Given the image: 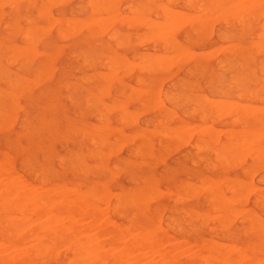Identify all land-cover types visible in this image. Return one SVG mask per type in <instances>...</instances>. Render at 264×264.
<instances>
[{
    "label": "rangeland",
    "instance_id": "obj_1",
    "mask_svg": "<svg viewBox=\"0 0 264 264\" xmlns=\"http://www.w3.org/2000/svg\"><path fill=\"white\" fill-rule=\"evenodd\" d=\"M4 1L0 0V159H2L5 162V165L7 167L9 166L8 168L11 170L9 174L11 175L10 179L12 180L10 186H34L35 188L43 189L50 186L66 188H71L70 186H72L81 191L85 190V192L87 191L86 193L89 194V198L93 203L95 205L97 204L96 206H98V208L100 207L97 214L99 220L103 222L104 220L105 222H108V220L111 222L112 220L111 223H106L108 225V230H118L122 232V240L127 241L131 235H135L137 232L135 228L136 226L144 223L154 224L153 226L155 228L157 226L155 229L156 234L157 236H160L164 248L172 250V254L177 253V255L181 257L185 256V258L186 256L190 257V255L198 257L199 254L205 255V253H208L210 256H220L229 246H246V255L261 256L259 257L260 260L257 264H264V202H261V200L264 201V166L262 167L261 163H259L258 166L255 165L257 162L264 163V160H262L264 159V151H260L261 154H259V150H256L259 147L256 149L253 148L264 140V132H261L262 130L264 131V98L261 97L264 95V67H261V65H264V41H262L264 38L259 37V35L262 36L260 31L264 33V29L261 27V24L264 27V21H262L264 20V1L257 0L258 2H261L258 4L255 2L256 0H253V2L252 0H235L236 2L234 0H218L219 2L216 0H186L185 2V0H183L184 3L182 0H112L114 3H109L111 0H63L62 3L59 0H53L54 2L58 1L61 3H56L57 5L50 0H8V3H6L7 1ZM97 1H100L99 5ZM217 2L218 4H216ZM231 2H233L234 5H232L233 3ZM51 3L53 6H51ZM156 3H161L162 5H156ZM241 3L245 4V6H241ZM127 4L130 5L126 7ZM163 4L167 6L166 8L170 7L173 9V12L175 13H173V15L176 16L175 18L172 17V10L170 8L166 9ZM155 5L157 7H162L157 8ZM216 5L217 9L215 11ZM218 5L223 6L220 7L223 8V10L220 9ZM251 5L255 6L252 7ZM196 6L199 7L196 8ZM234 6L239 8L235 9ZM250 6L252 8H250ZM80 7L82 8L81 10ZM107 7H109V10ZM25 8L27 9L26 12ZM105 8H107L108 12H106ZM133 8H136L137 11L138 9L141 10L136 12ZM248 8L249 10L246 11ZM93 9L95 11L92 12ZM176 9L177 11L182 10L181 13L180 11L177 12ZM209 9L211 11H209ZM224 9L230 11L233 9V11H225ZM241 9H243V11ZM260 9L262 11H260ZM39 10L42 13L38 12ZM133 10L135 12H133ZM218 10H220V12H218L219 14H217ZM236 11L239 12L237 13ZM114 12H116L115 15L118 14L119 17L117 15L116 17ZM201 12L204 13L202 14ZM214 12L216 13L215 15L213 14ZM221 12H225V16L221 14ZM255 12L256 14H254ZM37 13H39L40 16L37 15ZM106 13H108V16ZM226 13H229L231 17ZM129 14L136 15L132 16ZM236 14H239L238 18ZM166 15H170V17H166ZM192 15H195V18H193L194 16L192 17ZM205 15H210V17ZM232 15H234V17ZM89 16H93L94 20L90 21L93 17H91V19ZM122 16L123 18L125 16V19L129 23L132 21V23H130L131 25L129 24L130 27L126 20L123 21ZM128 16H130V18ZM148 16L150 17L149 19L152 25L149 23ZM196 16H200L199 18L204 16L205 18L203 17V19H201L202 21L198 23L200 19ZM211 16L214 21L213 23L210 22ZM97 17H100L104 24L110 22L109 25L106 24L107 27L105 26L107 29H102L104 26L103 23L102 27L100 29L98 28L100 27L98 25L101 23L98 24L95 21ZM183 17L184 20L186 19L185 21L183 20ZM188 17L192 18L193 21L191 19L188 20ZM49 18L51 19V23L48 25L47 22L49 21ZM58 18H60V21ZM70 18L74 20V23ZM80 18H84L81 19L83 20L82 22ZM100 18L97 19L98 22H101L99 21ZM178 18L181 20H178ZM196 18L198 21L195 20ZM241 18L243 22L248 21L246 22V25L241 22ZM25 19H27V21ZM52 19L57 20L53 22ZM66 19L70 20L69 24H66ZM78 19L83 25V22H85L84 26L80 24L81 30L78 25L79 22H77ZM87 19L89 20V23H87ZM136 19L142 24L139 25V23L135 21ZM118 20L119 24L121 23L120 25L118 24ZM189 21L192 22L189 23ZM224 21L228 22L225 23ZM182 22L185 24L183 25ZM73 24H75L78 29L76 26L74 28V26H72ZM161 24H163L164 27ZM165 24L167 25V29ZM46 25H48V27ZM147 25H149L150 28H148L149 26ZM160 25L165 29L161 27V30ZM85 26H88L87 29L89 28L90 31L87 30ZM144 26L147 28H144ZM26 27H29L31 32H29V28ZM124 27L125 29H123ZM178 27L180 29H178ZM57 28L62 31H57ZM68 28L70 33L67 31ZM42 29H45V31L43 30V32ZM75 29L79 32L76 33L77 31L75 32ZM147 29L148 31L154 29L153 31L156 34L153 32L151 33L150 31V35L147 34L149 33L147 32ZM191 30L193 32L195 30V33L191 32ZM63 31H66V34L65 32L63 33ZM167 32L171 33L168 34ZM62 33L63 37L61 36ZM165 33L167 35H165ZM255 33L260 34L256 35ZM92 34L93 36H91ZM141 36H143L144 39L140 38ZM162 36L163 38H166L162 40ZM136 38H140L142 42H138L141 40L136 41ZM155 38H158L159 40H156ZM167 38L171 39L173 42H169L170 40ZM147 39L149 41H147ZM252 39V44L257 43L256 46L251 44L250 40ZM10 40L11 42H9ZM118 41L120 42V46ZM164 42L169 43L165 44ZM43 43L45 44L43 45ZM231 43L232 45L235 44V46L232 47V45H229ZM113 44L118 45L115 47L116 45ZM218 44H221V46L215 48ZM261 45L263 46L262 48ZM24 46L25 48H23ZM256 47L261 50L259 49V51L257 49V52L255 53ZM15 48L17 56H15ZM213 52L217 53L213 55ZM194 53L199 55L193 56L195 55ZM134 54H136V56L138 54L139 57H135ZM156 54L157 56L160 54V58H158ZM119 55L121 58H119ZM127 55H132V59L130 60L131 57ZM142 55H146L147 57H143ZM106 56H108V58ZM89 57H92V59H89ZM151 57L153 59L155 58V63L151 60ZM184 57H186V59ZM10 58L12 60H9ZM163 58L165 60H163ZM139 59L143 60L140 61ZM137 60L144 65L139 64ZM120 61L123 63H120ZM129 61L131 63L134 62L131 65ZM128 64L131 66H126L127 69L123 67ZM145 65L149 67H146ZM155 65L158 69L163 65V68L157 70ZM114 66H116V68ZM108 67H111V73H109ZM187 67H189V69ZM18 68H20L21 71L18 70ZM129 68H131V70ZM150 68H152V70ZM106 69L108 70L107 74ZM258 69L262 72H259ZM124 70L127 71V73H125ZM103 73L105 74L102 75ZM198 73L200 74L198 75ZM101 76L102 78H100ZM103 77L105 80H103ZM259 77H262V80ZM89 78L90 80H88ZM34 80H36V82ZM8 81L10 82L8 83ZM6 84L7 86H5ZM95 84L97 87L92 86H95ZM98 87L102 88L98 89ZM134 88L138 91L136 92ZM216 88H218V90ZM100 92L101 95L99 94ZM155 92H158V96L154 94ZM258 96L261 97L259 101ZM186 98H188V100H186ZM152 99H155V101ZM196 99H200V101H197L199 105L196 104ZM160 100L163 101V103ZM207 100L210 102H206ZM213 100L215 101L214 103L212 102ZM216 100H219L220 102H217ZM138 101H140L141 104H139ZM226 101H229V104L232 102V104L229 105ZM159 102L160 105H157ZM207 103L209 106L211 105L213 112L211 107H208ZM216 103L219 104L220 108ZM212 104L216 105L212 106ZM105 105L106 107H103ZM116 105L118 107H116ZM247 105L250 107L252 106L250 109L251 113H254L253 115L250 114V111L248 112L249 108ZM153 106H156L160 110ZM226 106H229L228 110L230 111H226ZM259 106L260 108H258ZM218 108L222 110H219L221 113H217ZM141 110L143 111L141 112ZM193 110L194 112H192ZM243 111H245V116L243 115ZM131 112H133V117L130 115L132 114ZM222 113L223 116H220ZM224 113H229L230 115H224ZM203 114L207 116H203ZM119 115L121 119L120 123L118 122ZM163 115H167V117ZM198 115H202L203 117ZM231 118L233 121L230 120ZM200 119L204 122L200 123ZM215 119H217L218 122ZM158 121H161V124ZM260 123L262 124L260 125ZM101 125H104V127H101ZM179 127L181 128V131ZM207 127H210L208 128L209 130H213H207V133L211 134L209 136L206 134ZM173 128L174 130L179 129L174 132ZM224 128V131L230 129L228 133L235 132L233 135L231 134L232 136L227 133L223 134ZM157 129H160L158 134L157 131H155ZM194 131L196 135L194 134ZM202 131L204 133H202ZM242 131L244 132L242 133ZM253 132L255 133L253 134ZM160 133L164 136L162 137ZM181 133L185 136V139ZM216 134H218L217 140L216 137L215 140H213L214 138H210V136L213 137V135L216 136ZM89 135H91V138ZM138 135H140L141 138ZM168 135L170 139H168ZM222 135L223 137L226 135V137L223 138ZM248 135L250 137H255L257 135L256 137L263 140L259 141L257 138L258 141L254 142L255 138L254 140L251 138V140L248 138ZM206 136H208V138H206ZM260 136L263 137L261 138ZM234 138L238 142L240 140V144L242 142L244 144H238L236 140H233ZM225 139L226 141H224ZM246 140L249 142L247 143ZM251 142H254V144ZM208 143H211L210 145L213 146H210ZM175 144L181 146H176ZM163 145H167V147H164ZM220 145H224V147L222 146L223 148H221ZM225 145L230 149L226 148ZM240 146L243 147L242 150V147L239 148ZM170 147L171 149L168 150ZM174 147H177V149H174ZM245 147L248 149L246 148L244 151ZM134 149L138 150L133 154V151L135 152ZM222 149H224V151ZM253 149L254 151H252ZM128 151L130 152L129 154ZM138 152L139 154H137ZM243 152L247 154H243ZM90 153L92 154L90 155ZM230 153L233 154L229 155ZM254 153L255 155H253ZM161 154L162 156L160 157ZM248 154L250 156L253 155L252 158L250 156L248 157ZM233 155L236 156V158L234 157L235 160L241 159L235 161ZM61 157L62 159H60ZM254 157H257L256 160L258 159V161H256ZM223 158L226 160H223ZM249 158L250 160H248ZM190 159L194 162V165H192L193 162ZM251 159L254 160V162H252ZM232 166H234V168ZM258 168L260 170H258ZM4 177L5 174L0 173V180H3ZM197 178L200 179L198 180ZM260 179H262L263 182H261ZM249 180L251 181V185L249 184ZM182 182L185 183L181 185ZM191 182H193V185ZM184 185L191 188V192L187 189L189 193H185V198L183 197V194L184 190L185 192H187V190ZM200 185H203V187ZM223 185L224 188L226 186L228 188L224 189ZM246 185L250 186H247L248 190L245 187ZM251 187L253 190H249ZM196 188L197 193L195 190ZM254 188H257L258 192ZM192 189L193 193L195 191L194 194L192 193ZM230 189L235 196L228 195L230 194ZM165 190L168 193H163ZM249 191L251 192L249 193ZM104 192H106L107 197H105ZM113 192H115L114 195ZM131 192L135 193L133 196L131 195L133 198H139L140 195H143L146 192L147 194H144V196L141 197L148 196L150 192L151 194L148 198L134 199L135 202L138 203H133L134 200L129 199V194ZM210 192L213 194L212 196ZM101 193H104L102 197H100L102 195ZM259 193L261 194V197ZM203 194L207 196V199L203 197ZM237 194L241 197V200H239L240 197ZM98 195L99 199L94 198V196H97L98 198ZM178 195L180 196L176 197ZM200 195H202V197ZM236 195L238 196V202ZM187 196L193 197L187 198ZM227 196H229V198H227ZM255 197L260 199L256 200ZM170 198L173 200L174 198L175 200L177 198V201H172ZM208 199L211 200L209 201ZM117 200L120 202V206L116 204ZM139 200L143 203V206H141L142 204H140ZM104 202L107 205L104 204ZM128 202L131 204L129 205ZM224 203L227 206H225ZM140 206L141 208L143 207V209H141ZM157 207L158 209L155 210ZM238 207H240V209L242 208V211L239 210ZM231 209H233V211ZM226 210L230 212H226ZM133 211L134 213H132ZM186 211L188 212V215ZM244 211L248 213H243ZM200 212L201 214H199ZM221 212L225 214H223V217ZM232 212H234V214H232ZM131 213L133 214V217L130 216ZM80 214H74L73 218L85 228V226L88 225L89 218L87 220V218L81 217ZM229 214L232 216H228ZM250 214H252L254 218L256 217V221ZM200 215L201 217L206 215L201 218H204V222L199 220ZM242 215H244V217ZM245 215H247L248 220L245 218ZM234 216H236V218ZM46 217L47 215H45V217L44 215L41 216L34 221V224L36 225L39 224L40 221L46 220ZM171 217L172 220L167 219ZM224 217L230 219L226 220L227 218L225 219ZM106 219L108 220L106 221ZM211 219L213 221H211ZM221 219L223 221L226 220L225 226L222 224ZM239 219L241 221H239ZM250 219L252 224H250ZM253 220L255 224H260V222H262L263 226L262 223L261 226L255 225L252 222ZM227 221L230 223L228 224ZM248 221L250 225H248ZM166 222L167 224H165ZM184 222L187 223L185 224ZM127 223L130 224L127 225ZM220 225H222V227ZM170 226H172V228ZM177 226L180 227L178 230ZM255 226H258L259 228ZM208 227H210L209 230L207 229ZM219 227L221 228L218 230ZM254 227L256 230H254ZM249 228H252V230ZM261 228L263 231H261ZM243 230L245 231L243 232ZM259 231H261V233ZM93 232L92 229H88L86 235L89 237ZM128 232H130V234L134 233L130 235ZM211 240H213V242ZM214 241L216 242V247L213 245L215 244ZM200 242H204L202 247L199 246ZM217 242H220V244H217ZM247 242L251 243V246H249ZM188 243H195L196 247L195 245L191 244V246ZM228 243H233V245H229ZM30 244L31 242L27 240L23 245H20L19 248L13 244L6 246L3 245L4 247H0L2 248L0 249V253L4 257L10 256L9 258H14L20 253L19 249H22L23 247L26 248ZM258 244L261 246H258ZM217 245L220 247L219 249ZM207 246H209L210 249H201L203 247L206 248ZM251 247H253V249H251ZM60 248L62 249L63 246ZM60 248L55 251L61 250ZM257 249H259L260 252ZM120 250L122 249L119 248V251ZM65 251L66 247L59 251V253L57 252L55 260L54 258L47 259L46 264H57L58 262L65 261L71 256L70 250H68L67 253ZM220 251L222 254H220ZM115 252L118 253L117 248L115 249ZM130 253L134 256L135 253L139 256L141 255L139 253H142L141 256H143L144 264L145 262L151 264L150 260L152 263L154 262L153 264H155V261L156 263L162 262V260L164 261L162 257L160 258L151 252L150 255H147L149 252L146 248L133 249ZM208 254H206V257ZM202 256L203 255H200V257ZM200 257L194 262V264L225 263L222 262V260H219L221 261L219 263L218 260L212 261L210 258H207L206 260V258H204L205 256L202 258ZM230 263L231 261L226 264Z\"/></svg>",
    "mask_w": 264,
    "mask_h": 264
},
{
    "label": "bare ground",
    "instance_id": "obj_2",
    "mask_svg": "<svg viewBox=\"0 0 264 264\" xmlns=\"http://www.w3.org/2000/svg\"><path fill=\"white\" fill-rule=\"evenodd\" d=\"M2 1H4V0H2ZM5 1H7L6 3H8V0H5ZM4 1V2H5ZM50 1H53V0H50ZM59 1H61V3H62V1L63 0H59ZM88 1H90V0H88ZM102 1V0H101ZM166 1H168V0H166ZM181 1V0H180ZM183 1V0H182ZM191 1V0H190ZM189 1V2H190ZM213 1H215V0H213ZM216 1H218V0H216ZM220 1V0H219ZM218 1V2H219ZM235 1V0H234ZM237 1V0H236ZM235 1V2H236ZM264 1V0H263ZM262 1V2H263ZM29 2V1H28ZM54 2V1H53ZM100 2V1H99ZM99 2L97 1V3H98V5H99ZM111 2H113L112 0L109 2V3H111ZM116 2V1H115ZM185 2H186V0H185ZM201 2V1H200ZM199 2V3H200ZM218 2L216 3V4H218ZM244 2V1H243ZM252 2H253V0H252ZM255 2H257L258 4H259V2L256 0ZM3 3V2H2ZM55 3V5H57L58 3H60V2H58V1H56V2H54ZM57 3V4H56ZM60 3V4H61ZM96 3V4H97ZM114 3V2H113ZM166 3H168V2H166ZM183 3H184V1H183ZM198 3V4H199ZM202 3V2H201ZM231 3H233V2H231ZM240 3V2H239ZM261 3V2H260ZM3 4H5V3H3ZM43 4V3H42ZM108 4V3H107ZM106 4V5H107ZM159 3H156V5H158ZM161 4V3H160ZM159 4V5H160ZM188 4V3H187ZM190 4V3H189ZM213 4H214V2H213ZM236 4V3H235ZM39 5H41V4H39ZM105 5V6H106ZM111 5V4H110ZM130 4H127V6L126 7H128ZM155 5V7H157ZM162 5V4H161ZM163 5H165V4H163ZM232 5H234V3L232 4ZM231 5V6H232ZM239 5V4H238ZM255 5H257V4H255ZM254 5V6H255ZM51 6H53L52 5V3H51ZM83 6V5H82ZM104 6V7H105ZM109 6V5H108ZM178 6V5H177ZM189 6V5H188ZM187 6V7H188ZM214 6V5H213ZM241 6H245V4H242L241 3ZM240 6V7H241ZM252 6V5H251ZM250 6V8H252V7H254V6H252L251 7ZM49 7V6H48ZM86 7V6H85ZM124 7V6H123ZM158 7H160V6H158ZM157 7V8H158ZM162 7V6H161ZM160 7V8H161ZM167 6L165 5V8H166ZM197 7H199V6H196V8ZM218 7L220 8V7H223V6H219L218 5ZM228 7V6H227ZM235 7V6H234ZM257 7V6H256ZM93 8H94V6H93ZM108 8V10H109V7H107ZM107 8H105L106 9V12H108L107 11ZM168 8H170V7H168ZM168 8H166V9H168ZM203 8V7H202ZM218 8V9H219ZM233 8V7H232ZM237 8V6L235 7V9ZM239 8V7H238ZM237 8V9H238ZM247 8V7H246ZM82 8L80 7V10H81ZM87 9V8H86ZM129 9H131V8H129ZM133 9H135V11L136 12H138V11H140L141 9H138V11H137V9L136 8H133ZM171 9V8H170ZM169 9V10H170ZM193 9V8H192ZM205 9H207V8H205ZM216 9H217V5H216V8H215V11H216ZM220 9H222L223 10V8H220ZM234 9V8H233ZM233 9H232V11H233ZM243 9H245V8H243ZM243 9H241L242 11H243ZM26 8H25V12H26ZM132 10V9H131ZM130 10V11H131ZM172 10V17L173 18H175L176 16H174L173 15V9H171ZM200 10V9H199ZM199 10H197V11H199ZM225 11H230V10H226V9H224ZM247 10H249V8L248 9H246V11ZM86 11V10H85ZM93 11H95L94 9L92 10V12ZM115 11H117V10H115ZM134 10H133V12H135ZM164 11V10H163ZM175 11V10H174ZM176 11H177V9H176ZM180 10H178L177 12H179ZM182 11V10H181ZM181 11H180V13H181ZM196 11V10H195ZM201 11H203V10H201ZM209 11H211L210 9H209ZM232 11H230V12H232ZM240 11V10H239ZM238 11V12H239ZM245 11V12H246ZM260 11H262L261 9H260ZM38 12H41L40 10L38 11ZM77 12V11H76ZM91 12V13H92ZM118 12V11H117ZM129 12V11H128ZM145 12H147V11H145ZM169 12H171V11H169ZM183 12H185V11H183ZM182 12V13H183ZM218 12H220V10H218L217 11V14H219ZM237 12V11H236ZM236 12H234V13H236ZM237 12V13H238ZM244 12V13H245ZM42 13V12H41ZM115 13L116 12H114V15H115ZM119 13V12H118ZM149 13V12H148ZM186 13H188V12H186ZM196 13V12H195ZM198 13V12H197ZM202 13V12H201ZM204 13V12H203ZM202 13V14H203ZM210 13V12H209ZM233 13V14H234ZM263 13V12H262ZM52 14V13H51ZM95 14V13H94ZM93 14V15H94ZM108 13H106V15H107ZM109 14H110V11H109ZM112 14H113V12H112ZM165 14H167V13H165ZM164 14V15H165ZM170 14V13H169ZM175 14V13H174ZM178 14V13H177ZM193 14H194V12H193ZM214 15L216 14L215 12L213 13ZM221 14H225V12L223 13V12H221ZM220 14V15H221ZM226 14H228V16H230L229 15V13H226ZM240 14H242V13H240ZM254 14H256V12L254 13ZM37 15H39L40 16V14L39 13H37ZM72 15V14H71ZM105 15V16H106ZM113 15V16H114ZM117 16H118V14H116ZM115 15V16H116ZM129 15H132V14H129ZM136 15V14H135ZM134 14L132 15V16H135ZM140 15V14H139ZM156 15V14H155ZM163 15V14H162ZM181 15V14H180ZM195 15H197V14H195ZM195 15H192V17L193 18H195ZM198 15H199V13H198ZM222 15V16H223ZM237 15V18H238V16H239V14H236ZM243 15V14H242ZM251 15H253V14H251ZM264 15V14H263ZM262 15V16H263ZM108 16V15H107ZM106 16V17H107ZM112 16V15H111ZM116 16V17H117ZM126 16H127V14H126ZM131 16V17H132ZM137 16H138V14H137ZM142 16V15H141ZM144 16V15H143ZM157 16V15H156ZM169 17H170V15H168ZM167 15H166V17H168ZM182 16V15H181ZM183 16H185V15H183ZM187 16H189V15H187ZM186 16V17H187ZM205 16H208V17H210V15H205ZM225 16V15H224ZM224 16H223V18H224ZM233 17H234V15H232ZM90 18L91 17H93V16H89ZM96 17V16H95ZM119 17V16H118ZM129 18H130V16H128ZM158 17V16H157ZM180 17V16H179ZM198 19H200L199 20V22L198 23H200L202 20L201 19H203V17L204 16H201L202 18H199L198 16H196ZM231 17V16H230ZM244 17V16H243ZM242 17V18H243ZM8 18H10V17H8ZM27 18V17H26ZM67 18V17H66ZM73 18V17H72ZM72 18H70L71 19V21H73V23H74V20L72 19ZM76 18V17H75ZM98 18H100V17H97V19ZM122 18H123V16H122ZM127 18V17H126ZM142 18V17H141ZM148 18V20H149V23H151L150 22V17L148 16L147 17ZM155 18V17H154ZM163 18H164V16H163ZM195 19L196 21H198V19ZM205 18V17H204ZM229 18V17H228ZM227 18V19H228ZM242 18H241V20H242ZM59 19V21H60V18H58ZM81 19H84V18H80V20ZM92 19V18H91ZM96 19V18H95ZM97 19L95 20L98 24L99 23H101L100 25H98V26H100V27H98L99 29L102 27V23L104 24V22H102L101 21V18H100V20L99 21H101V22H98L97 21ZM112 19V18H111ZM114 19V18H113ZM118 19H121V18H118ZM139 19V18H138ZM153 19V18H152ZM152 19H151V21H152ZM192 20V18H189L188 17V20ZM216 19V18H215ZM226 19V20H227ZM243 19H245V18H243ZM253 19H254V16H253ZM26 21H27V19H25ZM29 20V19H28ZM50 18H49V21L47 22L48 23V25L51 23L50 22ZM57 19H52V21L54 22V21H56ZM77 20V19H76ZM88 20V19H87ZM94 20V17H93V19L92 20H90V21H93ZM103 20V19H102ZM110 20V19H109ZM124 20H126L125 19V16H124V18H123V21ZM130 20V19H129ZM178 20H181L180 18H178ZM183 20H184V17H183ZM186 20V19H185ZM184 20V21H185ZM194 20V21H195ZM240 20V19H239ZM246 20V19H245ZM30 21V20H29ZM58 21V22H59ZM69 21L70 20H67L66 19V24H69ZM83 20H81V22H82ZM85 21H86V19H85ZM94 21V22H95ZM115 21H117V20H115ZM135 21H137V23H139V25L140 24H142L141 22H139L137 19L135 20ZM140 21H141V19H140ZM142 21H144V20H142ZM171 21H173V20H171ZM176 21H177V19H176ZM193 21V20H192ZM192 21H189V23L190 22H192ZM236 21V20H235ZM237 21H238V19H237ZM236 21V23L238 24V22ZM262 21H264V20H262ZM261 21V22H262ZM52 22V23H53ZM77 22H79V19H78V21ZM77 22H75V23H77ZM112 22H113V20H112ZM121 22H122V20H121ZM126 22H127V24H128V26L130 27V23H132V21L129 23L127 20H126ZM145 22V21H144ZM148 22V21H147ZM146 22V23H147ZM187 22V21H186ZM210 22H214L213 21V19H212V16H211V21ZM225 23H227L228 21H224ZM223 22V23H224ZM241 22H243V20L241 21ZM246 22H248V21H245V22H243V24L245 23V25L247 24ZM24 23V22H23ZM84 23V25H85V22H83ZM87 23H89V20H88V22ZM93 23V22H92ZM91 23V24H92ZM106 23V22H105ZM123 23V22H122ZM133 23H135V22H133ZM149 23H147V24H149ZM158 23V22H157ZM156 23V24H157ZM163 23V22H162ZM178 23V22H177ZM183 23V25L185 24L184 22H182ZM188 23V22H187ZM205 23V22H204ZM80 24H82V23H78V25H79V29H80ZM93 24H95V23H93ZM106 24H110V22L109 23H106ZM106 24H104V26L102 27V29L103 28H106L107 27V25ZM112 24V23H111ZM118 24H119V20H118ZM121 24V23H120ZM119 24V25H120ZM130 24V25H129ZM159 24V23H158ZM239 24H241V23H239ZM242 24V25H243ZM251 24V23H250ZM253 24V23H252ZM4 25V24H3ZM48 25H46L47 27H48ZM53 25V24H52ZM83 25V24H82ZM83 25V26H84ZM126 25V24H125ZM151 25H152V23H151ZM162 26H163V24H161ZM160 25V28L162 27ZM182 25V26H183ZM188 25H190V24H188ZM4 26H6V25H4ZM9 26V25H8ZM51 26V25H50ZM58 26V25H57ZM72 26H74V28H75V24H73ZM89 26V25H88ZM87 26V27H88ZM106 26V27H105ZM133 26V25H132ZM146 26V25H145ZM144 26V28H147V27H145ZM147 26H149V25H147ZM167 25L165 24V27H166ZM178 26V25H177ZM24 27V26H23ZM59 27H60V25H59ZM77 27V26H76ZM86 27V26H85ZM87 27H86V29H87ZM126 27V26H125ZM125 27L123 28V29H125ZM164 27V26H163ZM162 27V28H163ZM176 27V26H175ZM180 27V26H179ZM178 27V29H180ZM191 27V26H190ZM261 27H262V29H264V27L262 26V24H261ZM260 27V28H261ZM26 28H29V27H26ZM25 28V29H26ZM50 28V27H49ZM83 28V27H82ZM128 28V27H127ZM148 28H150V26L148 27ZM162 28H161V30H162ZM239 28V27H238ZM241 28H242V26H241ZM77 29H78V27H77ZM107 29V28H106ZM158 29V28H157ZM163 29H165V28H163ZM166 29H167V27H166ZM205 29H206V27H205ZM31 29L29 28V32H31L30 31ZM45 31V29H42V31ZM52 30V29H51ZM81 30V29H80ZM87 30H89V28L87 29ZM154 30V29H153ZM150 31L151 33L153 32V33H155L154 31ZM155 30H156V28H155ZM175 30H176V28H175ZM195 30H197V29H195ZM195 30H194V32L191 30V32H193V33H195ZM27 31H28V29H27ZM43 31V32H44ZM57 31H62V30H60V29H58L57 28ZM69 33H70V31H69V28H68V30H67ZM75 32L77 31L76 29L74 30ZM90 31V30H89ZM113 31V30H112ZM142 31V30H141ZM148 31V29H147V32H149ZM160 31V30H159ZM171 31V30H170ZM177 31V30H176ZM26 32V31H25ZM28 32V33H29ZM41 32V31H40ZM65 32V34H66V31H63V33ZM79 31H77L76 33H78ZM93 32V31H92ZM150 32L149 33H147V34H149L150 35ZM157 32V31H156ZM182 32V31H181ZM24 33V32H23ZM58 33V32H57ZM63 33L61 34V36L63 37ZM168 33V32H167ZM171 32H169L168 34H170ZM260 33H262L261 35L262 36H260L259 34ZM260 33L259 34H257V33H255L256 35H259V37L260 38H264L263 37V32L262 31H260ZM93 34H94V32H93ZM93 34L91 35V36H93ZM123 34V33H122ZM143 34H145V33H143ZM156 34V33H155ZM159 34V33H158ZM161 34V33H160ZM23 35V34H22ZM115 35V34H114ZM148 35V36H149ZM153 35V34H152ZM165 35H167L166 33H165ZM215 35V34H214ZM135 36V35H134ZM137 36V35H136ZM65 37V36H64ZM152 37V36H151ZM150 37V38H151ZM153 37H156V36H153ZM167 37H169V36H167ZM216 37V36H215ZM21 38V37H20ZM107 38V37H106ZM140 38H143L144 39V37L143 36H141ZM138 39V38H136V41H138V40H141V39ZM164 38H166V37H164ZM163 38V36H162V40L164 39ZM170 38V37H169ZM169 38H167V39H169ZM176 38V37H175ZM186 38V37H185ZM221 38H222V36H221ZM4 39V38H3ZM22 39H24V38H22ZM156 39V38H155ZM218 39V38H217ZM156 40H159L158 38L156 39ZM170 41L169 42H173L171 39H169ZM223 40V39H222ZM221 40V41H222ZM262 40V39H261ZM136 41H134V42H136ZM144 41H146V40H144ZM147 41H149L148 39H147ZM153 41H154V39H153ZM251 41V44H252V41H253V39L252 40H250ZM256 41V40H255ZM258 41V40H257ZM262 41H264V40H262ZM262 41H261V44H262ZM9 42H11V40L9 41ZM43 42V41H42ZM138 42H142V40L141 41H138ZM168 42V43H169ZM174 42H176V41H174ZM96 43V42H95ZM94 43V44H95ZM118 43H119V46H120V42L118 41ZM151 43H152V41H151ZM150 43V44H151ZM165 44H168V43H166V42H164ZM250 43V42H249ZM254 43V42H253ZM256 43V42H255ZM260 43V42H259ZM45 43H43V45H44ZM137 44H140V43H137ZM155 44V43H154ZM257 44V43H256ZM256 44H252L253 46L255 45L256 46ZM6 45V44H5ZM99 45V44H98ZM113 45H116V44H113ZM118 45V44H117ZM117 45L115 46V47H117ZM229 45H232V43L231 44H229ZM258 45H260V44H258ZM13 46V45H12ZM15 46V45H14ZM218 46H221V44H218L217 45V47H215V48H218ZM235 46V44H233L232 45V47H234ZM22 47V46H21ZM20 47V48H21ZM263 46L261 45V48H262ZM23 48H25V46L23 47ZM23 48H21V49H23ZM214 48V47H213ZM220 48V47H219ZM12 49H13V47H12ZM19 49V48H18ZM38 49V48H37ZM156 49V48H155ZM259 50L260 48H257L256 47V49H255V53L257 52L256 50ZM20 50V49H19ZM220 50H221V48H220ZM261 50V49H260ZM259 50V51H260ZM2 51H4V50H2ZM217 51V50H216ZM14 52L16 53V48L14 49ZM13 52V53H14ZM17 52H18V50H17ZM37 52H39V51H37ZM54 52V51H53ZM128 52H130V51H128ZM215 52V51H214ZM213 52V55L214 54H216V53H214ZM219 52V51H218ZM42 53V52H41ZM49 53V52H48ZM220 53V52H219ZM10 54V53H9ZM40 54V53H39ZM132 54V53H131ZM153 54V53H152ZM195 54V53H194ZM202 54H204V53H202ZM13 55V54H12ZM11 55V56H12ZM135 55V57H139V55L137 54V56H136V54H134ZM149 55V54H148ZM191 55V54H190ZM197 55H199V54H197ZM196 54L195 55H193V56H197ZM9 56V55H8ZM7 56V57H8ZM15 56H17V53H16V55ZM127 56H130V55H127ZM132 56V55H131ZM130 56V57H131ZM143 56V55H142ZM144 56H146V55H144ZM143 56V57H144ZM156 56H157V54H156ZM159 56H161L160 54H159ZM159 56H157L158 58H160ZM186 56V55H185ZM188 56V55H187ZM107 58H108V56H106ZM142 57V58H143ZM147 57V56H146ZM150 57V56H149ZM154 57V56H153ZM156 57V58H157ZM163 57V56H162ZM244 57V56H243ZM78 58V57H77ZM92 59V57H89V59ZM119 58H121V56L119 55ZM123 58V57H122ZM185 59H186V57H184ZM194 58V57H193ZM15 59V58H14ZM26 59V58H25ZM37 59H38V57H37ZM132 59V57L130 58V60ZM155 59V58H154ZM154 59L151 57V60H153V62L155 63V61H154ZM9 60H12L11 58L9 59ZM41 60V59H40ZM129 60V59H128ZM140 61H142L141 59H139ZM139 60H137V62L139 61ZM150 60V61H151ZM159 60V59H158ZM163 60H165L164 58H163ZM188 60V59H187ZM196 60V59H195ZM105 61H107V60H105ZM124 61V60H123ZM167 61H170V60H167ZM7 62V61H6ZM122 61H120V63H121ZM130 62V61H129ZM129 62H126V63H129ZM134 62V61H133ZM132 62V63H133ZM158 62V61H157ZM157 62H156V64H157ZM164 62V61H163ZM196 62H197V60H196ZM11 63V62H10ZM87 63V62H86ZM109 63H111V62H109ZM123 63V62H122ZM125 63V62H124ZM132 63L130 62V64L132 65ZM139 63V62H138ZM152 63V62H151ZM165 63H166V61H165ZM217 63H218V61H217ZM238 63V62H237ZM84 64V63H83ZM107 64V63H106ZM130 64H128V65H125V66H123V67H125L126 68V66H131ZM139 64H141V63H139ZM21 65V64H20ZM113 65V64H112ZM141 65H144V64H141ZM165 65V64H164ZM98 66V65H97ZM140 66V65H139ZM146 66V65H145ZM162 66V67H161ZM160 67L161 68H163V65H161ZM173 66V65H172ZM260 66V65H259ZM258 66V67H259ZM18 67V66H17ZM94 67V66H93ZM99 67H102V66H99ZM98 67V68H99ZM106 67V66H105ZM113 67V66H112ZM115 68H116V66H114ZM122 67V68H123ZM146 67H149V66H146ZM152 67V66H151ZM159 67V68H160ZM167 67V66H166ZM168 67H169V65H168ZM261 67H264V65H261ZM91 68V67H90ZM96 68V67H95ZM107 68V67H106ZM109 68V67H108ZM111 68V67H110ZM110 68H109V73H111L110 71ZM155 68L157 69V70H160V69H158V67H156V65H155ZM170 68V67H169ZM188 69H189V67H187ZM224 68V67H223ZM17 69V68H16ZM127 69V68H126ZM130 70H131V68H129ZM128 69V70H129ZM140 69H141V67H140ZM151 70H152V68H150ZM18 70H20V68H18ZM129 70V71H130ZM163 70V69H162ZM165 70V69H164ZM21 71V70H20ZM125 71V70H124ZM141 71V70H140ZM187 71H189V70H187ZM258 71H259V69H258ZM24 72V71H23ZM104 72V71H103ZM107 72H108V70L106 69V74H107ZM191 72V71H190ZM249 72H250V70H249ZM259 72H262V71H259ZM263 72H264V70H263ZM25 73V72H24ZM28 73V72H27ZM120 73V72H119ZM125 73H127V71H125ZM105 73H103L102 75H104ZM200 73H198V75H199ZM263 74V73H262ZM9 75H11V74H9ZM114 75V74H113ZM120 75V74H119ZM198 75H197V77H198ZM0 76H1V73H0ZM29 76H30V74H29ZM115 76V75H114ZM188 76V75H187ZM100 78H102V76L100 77ZM196 78V77H195ZM237 78V77H236ZM260 78V77H259ZM262 78V77H261ZM260 78V79H261ZM264 78V77H263ZM3 79V78H2ZM1 79V80H2ZM82 79V78H81ZM88 80H90V78L88 79ZM103 80H105V78L103 77ZM168 80V79H167ZM262 80V79H261ZM260 80V81H261ZM35 82H36V80H34ZM83 81V80H82ZM5 82V81H4ZM3 82V83H4ZM10 81H8V83H9ZM83 82H85V81H83ZM6 83V82H5ZM133 83V82H132ZM254 83V82H253ZM256 83H257V81H256ZM2 84V83H1ZM12 84V83H11ZM108 84V83H107ZM107 84H104V85H107ZM134 84V83H133ZM67 85V84H66ZM91 85V84H90ZM173 85V84H172ZM257 85H258V83H257ZM256 85V86H257ZM263 85V84H262ZM5 86H7V84L5 85ZM93 87H97V85L95 84V86L94 85H92ZM174 86H176V85H174ZM184 86V85H183ZM260 86V85H259ZM70 87V86H69ZM102 87H103V85H102ZM102 87H98V89L99 88H102ZM67 88V87H66ZM227 88V87H226ZM238 88V87H237ZM263 88V87H262ZM95 89V88H94ZM97 89V88H96ZM97 89V90H98ZM107 89V88H106ZM122 89H124V88H122ZM135 89V88H134ZM217 90H218V88H216ZM66 90V89H65ZM96 90V91H97ZM103 90H104V88H103ZM136 90V89H135ZM143 90V89H142ZM155 90H156V88H155ZM154 90V91H155ZM121 91V90H120ZM138 90H136V92H137ZM158 91V90H157ZM103 92H105V91H103ZM112 92V91H111ZM131 92V91H130ZM130 92H128V93H130ZM142 92H144V91H142ZM113 93V92H112ZM127 93V94H128ZM158 93V92H157ZM156 92L154 93V94H156L157 96H158V94H157ZM164 93H165V91H164ZM249 93H250V91H249ZM248 93V94H249ZM100 95H101V92L99 93ZM98 94V95H99ZM241 94V93H240ZM145 95V94H144ZM156 95H154V96H156ZM162 95V94H161ZM168 95V94H167ZM166 95V96H167ZM200 95H202V94H200ZM210 95V94H209ZM214 95H216V94H214ZM239 95V94H238ZM212 96V95H211ZM241 96H243V95H241ZM251 96V95H250ZM264 95H262L261 97L262 98H264L263 97ZM101 97V96H100ZM167 97H169V96H167ZM181 97V96H180ZM207 97V96H206ZM239 97V96H238ZM244 97V96H243ZM259 97V96H258ZM261 97H259V99H258V101L260 100V98ZM155 98H157V97H155ZM170 98V97H169ZM199 98V97H198ZM203 98V97H202ZM107 99V98H106ZM112 99V98H111ZM161 99V98H160ZM205 99V98H204ZM203 99V100H204ZM210 99V98H209ZM247 99V98H246ZM152 100H154L155 101V99H152ZM157 100V99H156ZM158 100H159V97H158ZM186 100H188V98H186ZM199 101H200V99H198ZM197 99H196V102L198 101ZM206 100V99H205ZM204 100V101H205ZM215 100V99H214ZM212 101L213 103L215 102V101ZM229 100V99H228ZM161 101V100H160ZM204 101H203V103H204ZM217 102L219 101V100H216ZM251 101V100H250ZM139 102V104H141V102L140 101H138ZM162 103H163V101H161ZM183 102V101H182ZM206 102H208V100L206 101ZM210 102V101H209ZM208 102V103H209ZM220 102V101H219ZM227 103L229 102V101H226ZM88 103V102H87ZM101 103V102H100ZM161 103V104H162ZM195 103V102H194ZM200 103H202V102H200ZM207 103V104H208ZM223 103H225V102H223ZM153 104V103H152ZM197 105H199V103L197 102L196 103ZM216 104H218V103H216ZM216 104H212V106L213 105H216ZM226 104V103H225ZM229 104V103H228ZM230 104H232V102L230 103ZM229 104V105H230ZM111 105V104H110ZM146 105V104H145ZM148 105V104H147ZM154 105V104H153ZM157 105H160V102H159V104L157 103ZM196 105V106H197ZM93 106V105H92ZM101 106H102V104H101ZM100 106V107H101ZM243 106H245V105H243ZM248 106V105H247ZM258 106V105H257ZM261 106V105H260ZM260 106L258 107V108H260ZM91 107V106H90ZM90 107H88V108H90ZM99 107V108H100ZM103 107H106V105L105 106H103ZM108 107V106H107ZM116 107H118L117 105H116ZM148 107H149V105H148ZM153 107H156V106H153ZM208 107H211V105L209 106V104H208ZM216 107V106H215ZM218 107L220 108V106H219V104H218ZM227 108H226V111L228 112V111H230V110H228V108H229V106H226ZM241 107V106H240ZM252 107V106H251ZM250 106H248V108H249V110H248V112L250 111V114H252L251 113V108ZM0 108H1V106H0ZM142 108H143V106H142ZM157 108V107H156ZM197 108H199V107H197ZM218 108V111L220 110ZM242 108V107H241ZM94 109V108H93ZM102 109V108H101ZM146 109V108H145ZM157 109H159V108H157ZM185 109V108H184ZM192 109V108H191ZM194 109V108H193ZM211 109H212V107H211ZM216 109H217V107H216ZM222 109V108H221ZM244 109H245V107H244ZM243 109V110H244ZM254 109H256V108H254ZM21 110V109H20ZM95 110V109H94ZM103 110H105V109H103ZM107 110V109H106ZM121 110V109H120ZM160 110V109H159ZM231 110H233V109H231ZM122 112H124L123 110H121ZM143 110H141V112H142ZM202 111V110H201ZM217 111V110H216ZM217 111V113H221L220 111H222V110H220L219 112ZM259 111H261V110H259ZM23 112V111H22ZM24 112H25V110H24ZM27 112H28V110H27ZM134 112V111H133ZM133 112H131L132 114H130L131 115V117H133L132 115H133ZM189 112H190V110H189ZM192 112H194V110L192 111ZM212 112H213V109H212ZM244 112V116H245V111H243ZM254 112V111H253ZM257 112V111H256ZM100 113V112H99ZM119 113V112H118ZM135 113V112H134ZM139 113H140V111H139ZM191 113V112H190ZM202 113V112H201ZM204 113V112H203ZM208 113V112H207ZM206 113V114H207ZM226 113V112H225ZM224 113V115H230L229 113H227V114H225ZM236 113V112H235ZM262 113V112H261ZM25 114H26V112H25ZM98 114V113H97ZM100 114H102V113H100ZM120 114V113H119ZM156 114H158V113H156ZM205 114V113H204ZM203 114V116H207V115H204ZM247 114H249V113H247ZM249 114V115H250ZM254 114V113H253ZM252 114V115H253ZM258 114V113H257ZM93 115V114H92ZM134 115H136V114H134ZM209 116H211L210 114H208ZM218 115V114H217ZM220 115V114H219ZM235 115V114H234ZM259 115V114H258ZM258 115H257V117H258ZM98 116H100V115H98ZM163 116H166L167 117V115H163ZM198 116H200V115H198ZM202 115L200 116V117H203ZM220 116H223V113H222V115H220ZM236 116V115H235ZM141 117V116H140ZM199 117V118H200ZM219 117V116H218ZM228 117V116H227ZM100 118V117H99ZM212 118V117H211ZM237 118H238V116H237ZM260 118V117H259ZM96 119H97V117H96ZM201 119H203V118H201ZM201 119H200V121H201ZM209 119V118H208ZM120 115H119V123H120ZM125 120V119H124ZM123 120V121H124ZM158 120V119H157ZM216 121H217V119H215ZM230 120H232V118L230 119ZM238 120V119H237ZM246 120V119H245ZM97 121V120H96ZM233 121V120H232ZM247 121V120H246ZM98 122H100V121H98ZM102 122V121H101ZM127 122H129V121H127ZM159 122V121H158ZM157 122V123H158ZM202 122H204V121H201L200 123H202ZM215 122V121H214ZM218 122V121H217ZM216 122V123H217ZM221 122V121H220ZM225 122V121H224ZM42 123V122H41ZM160 124H161V121L159 122ZM199 123V124H200ZM212 123H213V121H212ZM215 123V124H216ZM239 123V122H238ZM237 123V124H238ZM246 123V122H245ZM244 123V124H245ZM66 124V123H65ZM154 124V123H153ZM189 124V123H188ZM188 124H187V126H188ZM224 124V123H223ZM232 124V123H231ZM230 124V125H231ZM244 124H243V126H244ZM262 123H260V125H261ZM146 125V124H145ZM151 125V124H150ZM178 125V124H177ZM264 125V124H263ZM24 126V125H23ZM98 126V125H97ZM152 126V125H151ZM176 126V125H175ZM216 126V125H215ZM222 126V125H221ZM237 126V125H236ZM94 127V126H93ZM101 127H104V125L102 126L101 125ZM172 127V126H171ZM206 127V126H205ZM213 127V126H212ZM217 127V126H216ZM220 127V126H219ZM242 127V126H241ZM161 128V127H160ZM180 128V127H179ZM178 128V129H179ZM208 128H210V127H207V129H206V134H208V136L209 135H211L210 133H207V130H209ZM214 128V127H213ZM235 128V127H234ZM148 129H150V128H148ZM165 130H168V129H166V128H164ZM170 129H172V128H170ZM178 129L177 130H174V128H173V130H174V132H176V131H178ZM200 129V128H199ZM203 129H205V128H203ZM151 130H152V128H151ZM189 130V129H188ZM194 130V129H193ZM201 130V129H200ZM225 130V128L223 129V131ZM230 130V129H229ZM229 130H226V131H224L223 132V134H225V133H227V134H229V135H233V133L235 132H233V133H228V131ZM252 130V129H251ZM28 131V130H27ZM155 131H157V134L159 133V131H160V129H157V130H155ZM162 131H164V130H162ZM169 131V130H168ZM180 131H181V128H180ZM199 131V130H198ZM197 131V132H198ZM209 131H213V130H209ZM246 131H248V130H246ZM72 132V131H71ZM90 132H92V131H90ZM143 132V131H142ZM149 132V131H148ZM151 132H153V131H151ZM150 132V133H151ZM165 132V131H164ZM204 132H205V130H204ZM203 131H202V133H204ZM218 132V131H217ZM244 131H242V133H243ZM255 132H256V130H255ZM255 132H253V134L255 133ZM262 133L264 132L263 130L261 131ZM26 133V132H25ZM68 133V132H67ZM136 133V132H135ZM138 133V132H137ZM162 133V132H161ZM161 133H160V135H161ZM190 133H191V131H190ZM198 133H200V132H198ZM198 133H197V135H198ZM219 133H221V132H219ZM259 133V132H258ZM32 134V133H31ZM74 134H75V132H74ZM82 134H84V133H82ZM91 134V133H90ZM130 134V133H129ZM139 134H140V132H139ZM152 134H155V133H152ZM166 134V133H165ZM168 134V133H167ZM170 134H171V132H170ZM182 134V133H181ZM181 134H179V135H181ZM193 134V133H192ZM194 134H195V131H194ZM226 134V135H227ZM257 134V133H256ZM261 134V133H260ZM264 134V133H263ZM76 135V134H75ZM91 135H93V134H91ZM91 135H89V137L91 136ZM141 135V134H140ZM140 135H138V136H140ZM179 135H177V136H179ZM196 135V134H195ZM200 135V134H199ZM226 135H225V137H226ZM231 135V136H232ZM251 135V134H250ZM257 135H259V134H257ZM256 135V136H257ZM262 135V134H261ZM162 136V135H161ZM164 136V135H163ZM162 136V137H163ZM170 136H172V135H170ZM182 136L184 137V139H185V136L182 134ZM208 136H206V138H208ZM217 136H218V134H216V136L215 135H213V137L212 136H210V138H214L213 140H215V137H216V140L218 139L217 138ZM252 136V135H251ZM255 136V135H254ZM250 137L249 135H248V138H253V140H254V138H255V140H254V142H256V141H258L257 140V138L258 137ZM264 136V135H263ZM262 136V137H263ZM86 137V136H85ZM147 137V136H146ZM145 137V138H146ZM168 137H169V135H168ZM181 137V136H180ZM180 137H179V140H180ZM222 137H223V135H222ZM225 137H223V138H225ZM261 137V136H260ZM261 137V138H262ZM84 138V137H83ZM91 138V137H90ZM94 138V137H93ZM129 138H131V137H129ZM132 138H134V137H132ZM140 138H141V136H140ZM143 138V137H142ZM148 138V137H147ZM231 138V137H230ZM233 138V137H232ZM239 138H241V137H239ZM157 139L159 140V138L157 137ZM168 139H170V137L168 138ZM201 139V138H200ZM199 139V140H200ZM259 139V141L260 140H263V139H260V138H258ZM97 140V139H96ZM230 140V139H229ZM233 140H236L235 138L233 139ZM249 140V139H248ZM252 140V139H251ZM182 141V140H181ZM185 141V140H184ZM208 141H210V140H208ZM224 141H226V139L224 140ZM237 141V140H236ZM247 141V140H246ZM91 142V141H90ZM89 142V143H90ZM159 142V141H158ZM183 142V141H182ZM203 142V141H202ZM238 142V141H237ZM239 142H240V140H239ZM238 142V144H240ZM249 141H247V143H248ZM254 142H251L252 144H254ZM92 143V142H91ZM247 143H245V144H247ZM250 143V144H251ZM178 144H179V142H178ZM178 144H175L176 146L178 145ZM183 144H185V143H183ZM200 144V143H199ZM209 145L211 144V143H208ZM212 144H213V141H212ZM222 144V143H221ZM228 144V143H227ZM237 144V145H238ZM242 145L244 144L243 142L241 143ZM240 144V145H241ZM259 144V145H258ZM256 146H254L253 148H257V147H259V148H257L256 150L258 151L259 150V152L260 151H264V140L263 141H261V143H258ZM168 145V144H167ZM167 145L165 146V145H163L164 147H167ZM175 145H173V146H175ZM196 145V144H195ZM206 145V144H205ZM209 145H208V147H209ZM160 146V145H159ZM172 146V147H173ZM178 146H181V145H178ZM210 146H213V145H210ZM221 146V148H223L224 147V145H220ZM223 146V147H222ZM246 146V145H245ZM251 146V145H250ZM85 147H87V146H85ZM225 147H226V145H225ZM238 147V146H237ZM236 147V148H237ZM242 146H240L239 148H241ZM252 147V146H251ZM250 147V148H251ZM197 148V147H196ZM210 148V147H209ZM215 148V147H214ZM218 148V147H217ZM226 148H229V147H226ZM247 147H245L244 148V151H245V149H246ZM87 149V148H86ZM97 149V148H96ZM169 149H171V147L170 148H168V150ZM174 149H177V147L175 148L174 147ZM173 149V150H174ZM198 149V148H197ZM220 149V148H219ZM230 149V148H229ZM243 149V147L241 148V150ZM248 149V148H247ZM135 150V152L133 151V154L134 153H136V150H138V149H134ZM160 150H162V149H160ZM223 151H224V149H222ZM159 151V150H158ZM221 151V150H220ZM252 151H254V149L252 150ZM252 151H250V152H252ZM256 151V152H257ZM132 152V151H131ZM218 152V151H217ZM247 152V151H246ZM249 152V153H250ZM255 152V153H256ZM258 152V153H259ZM130 152L128 151V154H129ZM159 153V152H158ZM157 153V154H158ZM169 153V152H168ZM213 153V152H212ZM214 153H216V152H214ZM220 153V152H219ZM228 153V152H227ZM255 153L253 154V155H255ZM92 153H90V155H91ZM127 154V155H128ZM137 154H139V152L137 153ZM137 154H135V155H137ZM162 154H164V153H162ZM162 154L160 155V157L162 156ZM221 154V153H220ZM233 154V153H232ZM231 153L229 154V155H232ZM243 154H247V153H245V152H243ZM252 154V153H251ZM259 154H261V152L259 153ZM264 154V153H263ZM86 155V154H85ZM213 155H215V154H213ZM228 155V156H229ZM235 155H237V154H235ZM252 155V156H253ZM257 155V154H256ZM93 156V155H92ZM131 156H132V154H131ZM139 156V155H138ZM222 156V155H221ZM220 156V157H221ZM247 156V155H246ZM250 155L248 154V157H249ZM252 156H250L251 158H252ZM66 157V156H65ZM232 157V156H231ZM236 158V156H234L233 155V158ZM239 157V156H238ZM237 157V158H238ZM259 157V156H258ZM260 157H261V155H260ZM27 158V157H26ZM25 158V159H26ZM67 158V157H66ZM69 158H70V156H69ZM89 158V157H88ZM135 158V157H134ZM198 158V157H197ZM235 158H234V160H235ZM240 158V157H239ZM255 158V157H254ZM257 158V157H256ZM256 158H255V160H256ZM263 158H264V156H263ZM60 159H62V157L60 158ZM77 159V158H76ZM90 159V158H89ZM88 159V160H89ZM221 159V158H220ZM220 159H218V160H220ZM241 159V158H240ZM240 159H238V160H240ZM191 160V159H190ZM199 160H201V159H199ZM223 160H226V159H224L223 158ZM237 160V159H236ZM235 160V161H236ZM237 160V161H238ZM248 160H250V158L248 159ZM252 160V159H251ZM262 160H264V159H262ZM155 161V160H154ZM192 161V160H191ZM256 161H258V159L256 160ZM98 162H99V160H98ZM193 162V161H192ZM191 162V163H192ZM252 162H254V160H252ZM157 163V162H156ZM251 163V162H250ZM259 163H261V166L263 167L264 166V163L263 162H257V164H255V165H259ZM263 163V164H262ZM224 164H225V162H224ZM192 165H194V162H193V164ZM218 165V164H217ZM220 166V165H219ZM223 166V165H222ZM245 166V165H244ZM9 167V166H8ZM6 165H5V162L2 160V159H0V173H3V174H5V177L3 178V180H0V247L1 246H3V245H9V244H13L14 246H18V248H19V246L20 245H23V243L24 242H26L27 240H29V242H31V244L28 246V247H23L22 249H19L20 250V253L19 254H17V256H15L14 258H9L10 256H8V257H4V256H2L1 255V253H0V264H46V261H47V259H49V258H54V260H55V256L57 255V252L59 253V251H61L64 247H66V253H67V251L68 250H70V252H71V256L69 257V258H67L65 261H61V262H58L57 264H144L143 263V256H141L142 255V253H139V254H141L140 256L139 255H136L137 253H135V256L134 255H131V251L133 250V249H143V248H146V249H148V254L147 255H150V252L152 253V254H154V255H156V256H158V257H162V259H164V261L162 260V262H158V263H156V261H155V264H194V262L195 261H197L198 259H199V257H200V255H203V256H205L204 258H206V260H207V258H210L212 261H216V260H218V262L220 263L221 261H219V260H222V262H225V263H223V264H226V263H229L230 261H231V263L230 264H257L258 262H259V260H260V258L259 257H261V256H256V255H252V256H249V255H246V253H245V247H236V246H234L233 245V243H228L229 245H233V246H229L228 247V249H225V251H224V253L222 254L221 253V251H220V254H222V255H220V256H218V255H216V256H210L208 253H205V255L204 254H199V256L197 257V256H191L190 255V257L189 256H186V258H185V256H183V257H181V256H179V255H177V253H171V251L172 250H168L169 248H164V244H162L163 242H161V239H160V236H157V234H156V228H157V226H156V228L153 226L154 224H147V223H144V224H142V225H138V226H136L135 228H136V234L134 235L133 233H131V234H133V236L130 234V232H128V234H130L131 236H130V238L128 239V237H127V241L126 240H122V232H120V231H118V230H108V225L106 224V223H111L112 222V220H111V222H109V220L108 219H106V221L108 220V222H105V220H104V222L103 221H100L99 220V217H98V209L100 208H98V206H96L94 203H93V201L89 198V194L88 193H86L85 192V190L84 191H81V190H79V189H77V188H73L72 186H70L71 188H66V187H58V186H56V187H54V186H50V187H47V188H35L34 186H29V187H25V186H10V182H12V180L10 179V177H11V175H9L10 174V172H11V170H10V168H8ZM227 167H229V166H227ZM233 168H234V166H232ZM236 167V166H235ZM248 167V166H247ZM262 167H261V169H262ZM39 168V167H38ZM74 168V167H73ZM205 168V167H204ZM81 169V168H80ZM255 169L257 170V168L255 167ZM208 170V169H207ZM228 170V169H227ZM255 170V171H256ZM258 170H260L259 168H258ZM206 171V170H205ZM230 171V170H229ZM72 172V171H71ZM82 172V171H81ZM37 173V172H36ZM80 173V172H79ZM157 173V172H156ZM252 173V172H251ZM255 173V172H254ZM158 174V173H157ZM35 175V174H34ZM252 175V174H251ZM209 176V175H208ZM213 177H215V176H213ZM264 177V176H263ZM218 178V177H217ZM222 178V177H221ZM262 178V177H261ZM42 179V178H41ZM40 179V180H41ZM196 179V178H195ZM194 179V180H195ZM198 180L200 179V178H197ZM203 179V178H202ZM216 179V178H215ZM14 180H16V179H14ZM14 180H13V183H14ZM39 180V181H40ZM132 180V179H131ZM261 180V182H263L262 181V179H260ZM180 181V180H179ZM200 181H202V180H200ZM218 181V180H217ZM221 181V180H220ZM197 182V181H196ZM219 182V181H218ZM249 184L251 185V181L249 180ZM23 183V182H22ZM183 183H185V182H182V184L181 185H183ZM189 183V182H188ZM192 183V185H193V182H191ZM201 183H203V182H201ZM201 183H199V184H201ZM217 183V182H216ZM20 184V183H19ZM18 184V185H19ZM194 184H196V183H194ZM222 184H224V183H222ZM225 184H226V181H225ZM248 184V183H247ZM135 185V184H134ZM192 185H189V186H192ZM205 185V184H204ZM28 186V185H27ZM185 186V188H186V190L187 189H189V191L191 190V188L189 187H186V185H184ZM195 186H197V185H195ZM194 186V187H195ZM200 186H202L203 187V185H200ZM247 186H249V185H246L245 187L247 188ZM38 187H39V185H38ZM43 187V186H42ZM69 187V186H68ZM150 187V186H149ZM165 187V186H164ZM198 187V186H197ZM250 187V186H249ZM79 188H80V186H79ZM117 188V187H116ZM115 188V189H116ZM163 188V187H162ZM180 188H182V187H180ZM198 188H200V187H198ZM207 188H208V186H207ZM223 188H224V185H223ZM228 187L226 186L224 189H227ZM245 188V189H246ZM258 188V187H257ZM255 189V190H257V192H258V189H260V188H258V189ZM122 189V188H121ZM166 189H167V187H166ZM179 189V188H178ZM177 189V190H178ZM212 189H213V187H212ZM250 189H252V187L251 188H249V190ZM184 190V189H183ZM196 190V193H197V188L195 189ZM211 190V189H210ZM247 190H248V188H247ZM253 190V189H252ZM131 191V190H130ZM149 191H152V190H149ZM148 191V192H149ZM212 191V190H211ZM218 191V190H217ZM225 191H227V190H225ZM224 191V192H225ZM232 190L230 189V194H228L229 196L230 195H234V193L233 192H231ZM171 192V191H170ZM180 192V191H179ZM191 192V191H190ZM213 192V191H212ZM219 192V191H218ZM217 192V193H218ZM228 192H229V190H228ZM251 191H249V193H250ZM253 192V191H252ZM105 193V197H107L106 195V192H104ZM104 193L100 196V197H102L103 195H104ZM111 193V192H110ZM109 193V194H110ZM114 193L115 192H113V195H114ZM163 193H168L166 190L165 191H163ZM185 193H189L188 192V190H187V192H185V190H184V194H183V197L185 198L186 197V194ZM192 193H193V189H192ZM192 193H191V195H192ZM194 193H195V191H194ZM193 193V194H194ZM214 193V192H213ZM223 193V192H222ZM116 194H117V192H116ZM133 194H135V193H133V192H131L130 194H129V196L131 197H129V199L131 200V199H139V198H145V197H147L148 198V196H150V194H151V192H150V194L148 195V196H145V197H141V196H144V194H147V192L146 193H144L143 195H140L139 196V198H137L135 195V197L136 198H133L132 196H133ZM210 194H211V192H210ZM220 194V193H219ZM260 194V193H259ZM99 195H100V193H99ZM99 195H98V198H97V196H94V198H96V199H99ZM132 195V196H131ZM168 195V194H167ZM185 195V196H184ZM190 195V196H191ZM204 196V198H206L207 199V196H205V194H203ZM213 194H211V196H212ZM222 195V194H221ZM238 195V194H237ZM236 195V199H237V202H238V196ZM180 195H178V196H176V197H179ZM188 197L187 196V198H192V197ZM201 197H202V195H200ZM210 196V197H211ZM229 196H227V198H229ZM235 196V195H234ZM241 196H242V194H241ZM222 197V196H221ZM233 197V196H232ZM232 197H231V199H232ZM240 197V196H239ZM260 197H261V194H260ZM113 198V197H112ZM116 198H117V196H116ZM181 198V197H180ZM218 198V197H217ZM256 198V200L257 199H260V198H257V197H255ZM128 199V198H127ZM142 199V200H143ZM172 201H174L175 200V198H174V200L172 199V198H170ZM224 199V198H223ZM236 199H235V202H236ZM135 200L133 201V203H138V202H135ZM147 200V199H146ZM178 200H179V198H178ZM184 200V199H183ZM209 200V199H208ZM211 200V199H210ZM209 200V201H210ZM219 200V199H218ZM220 200H221V198H220ZM219 200V201H220ZM230 200V199H229ZM239 200H241V197H240V199ZM38 201H39V204H38ZM105 201H106V199H105ZM127 201V200H126ZM125 201V202H126ZM140 201V200H139ZM145 201V200H144ZM143 201V202H144ZM175 201H177V198H176V200ZM223 201V200H222ZM231 201V200H230ZM229 201V202H230ZM124 202V203H125ZM146 202V201H145ZM179 202V201H178ZM183 202V201H182ZM186 202V201H185ZM224 202V201H223ZM235 202H231V203H235ZM261 202H264V201H262L261 200ZM260 202V203H261ZM127 203V202H126ZM177 203V202H176ZM220 203H221V201H220ZM227 203H228V201H227ZM241 203V202H240ZM104 204H106L105 202H104ZM116 204H118L119 206L121 205L120 204V202L117 200V203ZM128 204L130 205L131 203H129L128 202ZM128 204H126V205H128ZM140 204H142L141 206H143V203H141V201H140ZM186 204V203H185ZM222 204V203H221ZM225 204V203H224ZM238 204V203H237ZM263 204V203H262ZM107 205V204H106ZM117 205V206H118ZM219 205V204H218ZM141 206H140V208H141ZM170 206V205H169ZM173 206V205H172ZM208 206H209V204H208ZM225 206H227L226 204H225ZM122 207H123V205H122ZM263 207V206H262ZM208 208H210V207H208ZM230 208V207H229ZM228 208V209H229ZM239 208V210H241L240 209V207H238ZM110 209H112V208H110ZM122 209V208H121ZM141 209H143V207L141 208ZM156 209H158V207L157 208H155V210ZM161 209H162V206H161ZM235 209V208H234ZM244 210H246L245 208H243ZM102 210V209H101ZM114 210V209H113ZM230 210V209H229ZM232 211H233V209H231ZM239 210H238V212H239ZM104 211V210H103ZM135 211V210H134ZM134 211L132 212V213H134ZM181 211V210H180ZM228 210H226V212H227ZM235 211V210H234ZM242 211V210H241ZM193 212V211H192ZM224 212V211H223ZM225 212V213H226ZM228 212H230V211H228ZM80 214V216L81 217H83V218H87V220H88V218H89V220H88V225H86V223H85V225L88 227V229H92L94 232H93V236L91 235H89V237L86 235V232H87V227L85 226V228H84V226L82 225L81 226V224L78 222V221H75L74 220V218H73V215L74 214ZM131 213V217H133L132 214ZM186 213H187V215H188V212L186 211ZM186 213H185V215H186ZM194 213V212H193ZM222 213V212H221ZM221 213H220V215H221ZM237 213V212H236ZM243 213H248V212H243ZM102 214V213H101ZM199 214H201V212L199 213ZM198 214V215H199ZM224 213H222V217L225 215H223ZM232 214H234V212H232ZM241 214H242V212H241ZM241 214H237V215H241ZM44 215V217H45V215H47V217H46V220H43V221H40V223L39 224H34V221L35 220H37V219H39L41 216H43ZM184 215V216H185ZM194 215V214H193ZM231 214H229L228 216H230ZM236 215V216H237ZM251 216H252V214H250ZM249 215V216H250ZM100 216V215H99ZM204 216H206V215H203L202 217H204ZM208 216V215H207ZM213 216V215H212ZM227 216V217H228ZM232 216V215H231ZM230 216V217H231ZM236 216H234L235 218H236ZM243 217H244V215H242ZM201 217V215L199 216V220L201 221V222H204L203 220H204V218L203 219H201L202 218ZM209 217H211V216H209ZM208 217V218H209ZM221 217V218H222ZM227 217H224L225 219L227 218ZM234 217H233V219H234ZM253 217V216H252ZM104 218V217H103ZM157 218V217H156ZM161 218V217H160ZM211 218H213V217H211ZM215 218V217H214ZM241 218V217H240ZM245 218L247 219V215H245ZM254 218V217H253ZM256 218V217H255ZM254 218V220L256 221V219ZM259 218H261V217H259ZM167 219H171L172 220V217L171 218H167ZM191 219V218H190ZM224 219V220H225ZM230 219V218H229ZM228 218L226 219V220H229ZM232 219V218H231ZM262 219V218H261ZM128 220V219H127ZM216 220V219H215ZM222 220V219H221ZM225 220V221H226ZM248 220V219H247ZM254 220L252 221L253 223H254ZM90 221V222H89ZM129 221V220H128ZM158 221V220H157ZM211 221H213L212 219H211ZM217 221V220H216ZM225 221H223L222 220V224H224V226L226 225V223H225ZM239 221H241L240 219H239ZM244 221V220H243ZM258 221V220H257ZM172 222H174V221H172ZM224 222V223H223ZM228 222V221H227ZM238 222V221H237ZM185 223V222H184ZM187 223V222H186ZM185 223V224H186ZM205 223H206V220H205ZM230 222H228V224H229ZM256 223H259V222H256ZM261 223L262 222H260V224H255V225H258V226H261ZM89 224H90V226H89ZM128 224H130V223H127V225ZM156 224V223H155ZM165 224H167V222L165 223ZM174 224V223H173ZM220 224V223H219ZM250 224H252L251 223V219H250ZM249 224V221H248V225H250ZM113 225V224H112ZM157 225H158V222H157ZM247 225V226H248ZM169 226V225H168ZM221 227H222V225H220ZM245 226V225H244ZM246 226V227H247ZM258 226H255V227H258ZM262 226H263V223H262ZM160 227V226H159ZM171 228H172V226H170ZM187 227H189V226H187ZM213 227V226H212ZM221 227H219L218 228V230L221 228ZM245 227V228H246ZM253 227V226H252ZM255 227H254V230H256L255 229ZM132 228L134 229V227L132 226ZM178 228H180L179 226H177V230H178ZM259 228V227H258ZM263 228V227H262ZM261 228V229H262ZM128 229H129V227H128ZM164 229V228H163ZM208 230L210 229V227H208L207 228ZM242 229V228H241ZM250 230H252V228H249ZM125 230V229H124ZM161 230V229H160ZM259 230V229H258ZM122 231V230H121ZM129 231V230H128ZM245 230H243V232H244ZM261 231H263V229L261 230ZM261 231H259L260 233H261ZM256 232V231H255ZM254 232V233H255ZM225 233V232H224ZM259 234V233H258ZM125 235V234H124ZM260 235V234H259ZM127 236V235H126ZM232 236V235H231ZM233 238V237H232ZM245 238V237H244ZM264 238V237H263ZM176 240V239H175ZM185 240V239H184ZM184 240H183V242H184ZM207 240V239H206ZM171 241V240H170ZM212 242H213V240H211ZM182 242V241H181ZM254 242V241H253ZM204 242H200V247H202V244H203ZM214 243L215 244H213V245H215V247H216V242L214 241ZM248 243V242H247ZM26 244V243H25ZM189 244V243H188ZM192 243H190L189 245H191ZM217 244H220V242L218 243L217 242ZM242 244V243H241ZM249 244V246H251V243H248ZM254 244V243H253ZM252 244V245H253ZM261 244V243H260ZM260 244H258V246H261ZM186 245H187V243H186ZM192 245H195V243L194 244H192ZM191 245V246H192ZM225 245V244H224ZM263 245V244H262ZM11 246V245H10ZM63 246V248L61 249L60 247H62ZM182 246V245H181ZM218 246V245H217ZM4 247V246H3ZM195 247H196V245H195ZM198 247V246H197ZM225 248H227L226 246H224ZM58 248H60L61 250H59V251H55V250H58ZM118 249V253H116L115 252V249ZM119 248H121L122 250H120L119 251ZM199 248V247H198ZM207 248H209V246H207L206 248H201L202 250L203 249H207ZM220 247L218 246V249H219ZM0 249H2V248H0ZM194 249V248H193ZM210 249V248H209ZM208 249V250H209ZM251 249H253V247H251ZM259 249H260V247H259ZM259 249H257L259 252H260V250ZM18 250V249H17ZM22 250V251H21ZM187 250V249H186ZM200 250V249H199ZM224 250V249H223ZM249 251V250H248ZM56 254H55V253ZM144 253V252H143ZM145 253H147V252H145ZM187 253H188V251H187ZM65 254V253H64ZM63 254V255H64ZM132 254H133V252H132ZM206 254H208V256L206 257ZM14 255V254H13ZM59 255V254H58ZM5 256H6V254H5ZM202 256V257H203ZM210 256V257H209ZM218 256V257H217ZM249 256V257H248ZM66 257V256H65ZM202 257H200V258H202ZM62 258V257H61ZM63 259V258H62ZM146 259V258H145ZM263 259V258H262ZM147 260V259H146ZM205 260V259H204ZM203 260V261H204ZM205 260V261H206ZM211 260H210V262H211ZM224 260V261H223ZM226 260V261H225ZM145 261V260H144ZM228 261V262H227ZM99 262H101V263H99ZM150 262H151V264H153L152 263V261L150 260ZM208 262V261H207ZM218 262H216V263H218ZM149 264V262H145V264ZM200 264V263H199ZM205 264V263H204ZM211 264V263H210ZM222 264V263H221Z\"/></svg>",
    "mask_w": 264,
    "mask_h": 264
}]
</instances>
